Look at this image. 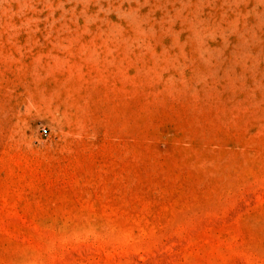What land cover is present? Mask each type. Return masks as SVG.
Returning a JSON list of instances; mask_svg holds the SVG:
<instances>
[{
    "label": "rangeland",
    "instance_id": "obj_1",
    "mask_svg": "<svg viewBox=\"0 0 264 264\" xmlns=\"http://www.w3.org/2000/svg\"><path fill=\"white\" fill-rule=\"evenodd\" d=\"M0 264H264V0H0Z\"/></svg>",
    "mask_w": 264,
    "mask_h": 264
},
{
    "label": "built area",
    "instance_id": "obj_2",
    "mask_svg": "<svg viewBox=\"0 0 264 264\" xmlns=\"http://www.w3.org/2000/svg\"><path fill=\"white\" fill-rule=\"evenodd\" d=\"M42 132H43L44 134H48L49 130H48V128L44 127V128L42 129Z\"/></svg>",
    "mask_w": 264,
    "mask_h": 264
}]
</instances>
